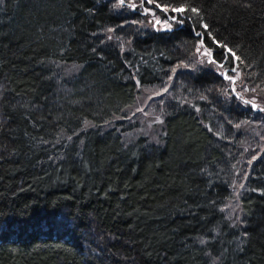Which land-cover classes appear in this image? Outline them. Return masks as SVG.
<instances>
[{
  "label": "trees",
  "instance_id": "1",
  "mask_svg": "<svg viewBox=\"0 0 264 264\" xmlns=\"http://www.w3.org/2000/svg\"><path fill=\"white\" fill-rule=\"evenodd\" d=\"M260 107L264 0H0V264H264Z\"/></svg>",
  "mask_w": 264,
  "mask_h": 264
},
{
  "label": "rangeland",
  "instance_id": "2",
  "mask_svg": "<svg viewBox=\"0 0 264 264\" xmlns=\"http://www.w3.org/2000/svg\"><path fill=\"white\" fill-rule=\"evenodd\" d=\"M147 24L159 29L167 27V24L164 21L157 20L152 14L149 16ZM195 61L198 63L206 62L208 65H211L210 55L203 49L198 50ZM214 68L215 70L221 72L224 78L229 79L226 72L220 70V67L218 68L216 66ZM236 76L230 79L234 81ZM242 91L243 94L246 95L247 91L245 89ZM168 95L169 93H167L165 88L152 87L140 89L135 103L127 111L126 118L127 124L135 122L138 126L135 130L123 135L126 141H131L139 136H144L150 143L156 144L158 142V138L162 133L163 111L168 100ZM253 99L254 97H251V101H253ZM258 109L261 112H264L263 107ZM259 125L260 127L258 129H261L260 132L262 131V134H264V122H259ZM243 191V180L238 181V179H236L232 184L230 200L227 201L224 207L225 217L231 224L234 225H238L241 220L240 197Z\"/></svg>",
  "mask_w": 264,
  "mask_h": 264
},
{
  "label": "snow or ice",
  "instance_id": "3",
  "mask_svg": "<svg viewBox=\"0 0 264 264\" xmlns=\"http://www.w3.org/2000/svg\"><path fill=\"white\" fill-rule=\"evenodd\" d=\"M150 2H151V0H150ZM120 3L121 4H123L124 3V0H120ZM157 7H160V5L159 4H157ZM167 9H165V11H166ZM173 11H175V12H183L184 11V9L183 8H175V9H173ZM191 11L192 12H197V9H195V8H193V9H191ZM205 27H207L206 25H205ZM233 55H234V53H233ZM235 59H239V57H235ZM236 69L234 68L233 69V71H235Z\"/></svg>",
  "mask_w": 264,
  "mask_h": 264
}]
</instances>
